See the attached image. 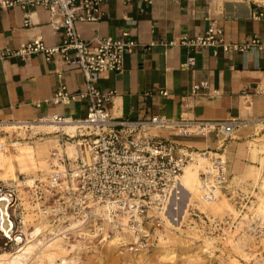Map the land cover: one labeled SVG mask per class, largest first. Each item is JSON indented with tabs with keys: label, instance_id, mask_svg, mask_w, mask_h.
I'll return each instance as SVG.
<instances>
[{
	"label": "built area",
	"instance_id": "obj_1",
	"mask_svg": "<svg viewBox=\"0 0 264 264\" xmlns=\"http://www.w3.org/2000/svg\"><path fill=\"white\" fill-rule=\"evenodd\" d=\"M29 1L43 4L49 9L52 24L57 29H63L62 38L59 43L50 46L38 37L23 44L16 53L28 56L43 52L48 61L60 54L66 63L80 69L85 77L84 87L70 93L65 85H61L51 102H68L75 97L88 99V114L85 118L58 114L29 121L0 119V135H4L9 142L51 134L36 132L30 135L32 123L44 121L75 125L73 134L64 129L53 133L58 136L61 147L66 148V144L72 142L78 152L75 158L67 152L64 155L54 152L52 158L57 162L53 163L54 171L46 177L33 178L32 183L22 173L16 179H0V253L21 246L26 238L22 227L23 214L27 210L36 214V219L47 222V234L50 236H69L73 230L72 220L80 219L89 222L99 235L103 232L102 223L128 229L135 234V244H143V237H147L142 233L144 226L161 224L165 220L168 222L166 215L175 220L171 214V201L182 196L180 177L185 166L193 159L190 146L161 135V132L167 131L180 137H206L211 134L220 137V150L199 151L207 159L199 173V193L208 201L218 200L225 195L235 204L244 219L231 225L232 235L245 234L250 239L264 236V220L248 211L256 187L246 185L243 180L234 181V174L230 173L224 154L225 142L245 124L244 120L239 117L170 118L163 114L143 118L114 116L109 108L114 90H102L95 81L101 73L122 70L126 54L132 53L139 41L128 38V31H122L116 38L99 34L91 39L81 36L77 23L99 19L100 7L108 0ZM15 2L0 0V5L8 7ZM21 3L25 4V1ZM253 17H264V11L253 13ZM180 43L191 49L210 47L215 51L223 47L226 53H230L257 45L260 40L254 37L244 44L227 41L223 27L211 24L197 36H183ZM209 89L210 80L206 78L196 82L191 93L207 95ZM255 93L264 96V78L261 84L256 85ZM162 94L169 93L164 91ZM7 126L16 127V130L11 133ZM18 131L22 135H18ZM0 147L3 148L4 144ZM190 215L198 217L200 214L191 211ZM201 216L203 218L199 222L204 231L216 233L211 218L205 214ZM122 217L126 219L125 225L121 223ZM185 220L179 225L168 223L172 230L181 231L186 227ZM198 231L201 232V228ZM226 236L222 232V238L226 239Z\"/></svg>",
	"mask_w": 264,
	"mask_h": 264
},
{
	"label": "crops",
	"instance_id": "obj_2",
	"mask_svg": "<svg viewBox=\"0 0 264 264\" xmlns=\"http://www.w3.org/2000/svg\"><path fill=\"white\" fill-rule=\"evenodd\" d=\"M11 1H16L13 6L0 5V119L29 121L58 114L85 118L88 99L51 102L61 85L70 93L84 87L80 69L66 63L60 54L48 61L43 52L16 53L38 37L50 46L59 43L63 29L52 24L45 5ZM256 1L108 0L100 7L99 19L78 22L84 39L96 34L116 38L128 31V38L139 41L135 50L126 54L122 70L96 78L100 89L114 90L109 104L113 115L239 117L245 124L224 144L228 168L235 174L254 164L249 142L256 139L258 125L264 122V96L255 93L264 78V17H253V13L264 11V4ZM211 24L223 27L227 41L244 44L258 37L260 43L230 53L223 47L215 51L210 47L191 49L180 43L183 36H197ZM206 78L210 80L209 94L193 95V85ZM164 91L169 94H162ZM161 135L193 151L221 149L220 137L215 134L180 137L167 131ZM54 137L38 138L42 151L50 152Z\"/></svg>",
	"mask_w": 264,
	"mask_h": 264
},
{
	"label": "rangeland",
	"instance_id": "obj_3",
	"mask_svg": "<svg viewBox=\"0 0 264 264\" xmlns=\"http://www.w3.org/2000/svg\"><path fill=\"white\" fill-rule=\"evenodd\" d=\"M261 128H264V122L258 125V134L254 137L256 138L255 140H258V143H264V130H261ZM7 130L13 133L16 128ZM38 131L44 130L37 128L33 130L34 133ZM155 131L158 132L157 130ZM18 135H22V133H19ZM30 135H33V133L31 132ZM40 136H56V134H39L32 139H22L20 141H15L23 143L28 142L34 145L36 148V158L41 162L47 163V166L45 167L40 162L37 165H33L31 162H28L30 163L31 169H29L28 173H23L27 176L28 179L29 177L35 178L48 176L47 174H50L54 171L55 167L53 166V163L57 164L55 159L52 158V154L54 152H57L58 154L65 153L63 152V150H65L64 147L62 148L59 145L58 138L49 153L42 151L41 146L36 145L38 137ZM7 142L9 144V153H15L14 143L9 142L8 140ZM68 144L69 143L66 144V148ZM59 149L62 151V153L59 152ZM77 154L78 152H76V156ZM259 156L264 157V152L263 154L262 152H259ZM0 157L2 158L1 152ZM253 161L256 165L257 161ZM192 163H196L197 173L199 177L202 165L200 164V162L194 161ZM60 168H63V166H60ZM18 169H20V167H18ZM19 174L21 173L17 172V177ZM234 176V181L238 179L243 180L246 182V185L256 187L254 196L251 199V206L248 208L250 214L256 215V209L259 207L261 197L264 198V192H262L260 187L261 180L262 178H264V159L263 165L261 164V168L257 169V175L250 174V165H248L243 172L235 173ZM31 180L33 181V179ZM197 180H200V177ZM32 181L29 182L32 183ZM181 192L183 193V196L179 197L178 200L174 199V201H177L179 205L184 208L183 212L178 211L176 205L171 202V214L174 215L179 222L183 221L186 218V227L181 229V231L172 230L167 220H165V222L161 224H147L146 226H144L145 231L142 232L143 234L145 233L147 237H143V244L139 245L135 244V234H132V232L128 229H120L116 228V226L104 223L105 229L107 231L106 234L111 233L109 234V236L117 235L115 243L109 244V241L105 240L108 235H105V238L102 237V235L97 234L96 231L91 228V224H89L91 235L85 237V235H80L75 230H72L69 234L68 240L75 244H77V241H79L80 246L76 247L68 254V264H191V262L192 264H223L220 263V260L226 258L237 259L240 264H264V236L258 239H250L245 234H239L235 236L230 233L231 225L235 221L240 220L243 217L240 216L237 207L230 199H228V197L222 195L218 200L208 201L201 197L199 191L186 190V188H184ZM191 211L197 212L200 215L198 217L191 216ZM245 213L248 214V212L246 211ZM204 214L211 218V221L214 223V229H216V233H207L204 231L205 229L203 228V226L200 225L201 223L199 222V220H202L203 217L201 215L204 216ZM37 217L38 216L31 212V210H27L23 214V220L26 221V225L22 228H28L29 230H32L36 223L43 222H45V225H47L46 221L36 219ZM166 217L169 216L166 215ZM121 223H123L124 225L126 224V219L124 217L123 219H121ZM199 228H201V232L198 231ZM47 229L48 225L46 226V229L44 231L45 236L51 238L46 232ZM222 232L227 234L226 239L222 238ZM174 235H176L177 238L174 237ZM122 237L126 239V242L122 241ZM42 238H44V236ZM162 238L170 239L171 241L174 239H179L180 241L176 243H170V248L173 249V253L165 258L163 256V250L160 248ZM239 238L245 240L243 249L244 252L247 253V258L243 256L242 253L237 252L233 248L232 244H234ZM107 244H109V249L105 247ZM187 245H190L191 248L195 246H200V248L205 246L210 250V252L203 253L202 250H200L201 256L199 262L198 260L190 261L191 259L189 257L192 253L186 252L185 247ZM8 250L12 251L15 249ZM71 258L72 260H70ZM59 262H61V260L58 258L54 264H58Z\"/></svg>",
	"mask_w": 264,
	"mask_h": 264
},
{
	"label": "bare ground",
	"instance_id": "obj_4",
	"mask_svg": "<svg viewBox=\"0 0 264 264\" xmlns=\"http://www.w3.org/2000/svg\"><path fill=\"white\" fill-rule=\"evenodd\" d=\"M258 1L264 3V0H258ZM32 124H33L32 133H34L33 130L35 128L43 129L45 132L38 131V132H43V133H53L54 131L58 129H64L66 132H69L71 134L75 133L76 131V126L71 125V124L59 125L54 122H44V121H40V122L32 123ZM11 128H16V127H11V126L6 127V129H11ZM41 137L42 136L38 138H41ZM57 138H58L57 136L54 137L55 141H57ZM249 143H250V148H251L252 159L257 161L256 165L255 164L250 165V174L257 175V169L261 168V164L263 165L264 157L259 156V152H262L263 154L264 143H258V140H252ZM2 144H4L3 148L0 147V152L2 155V158L0 157V173H1L0 179L2 180L15 179L17 177V172L22 173V174L28 173L29 169H31L30 163L28 162H31L33 165H37L40 162L42 163L43 166L45 167L47 166L46 162H41L36 158V148L34 145L28 142H25V143L15 142L14 143L15 153L13 154L9 153V150H8L9 144L6 140V137L0 135V145ZM36 145H39L41 147L43 146V144L40 143L39 141H37ZM64 149L65 150H63V152H67L70 157L75 158L77 148L74 143L70 142L67 148H64ZM59 152L62 153L60 149H59ZM59 155H64V153L59 154ZM194 161L200 162L203 168L207 159L205 158L204 155H202L198 151H193V159L185 166L184 171L180 177L182 190L186 188V190L199 191L200 180H197L199 179V177L197 173L196 163H192ZM18 167H20V169H18ZM31 179L33 178L29 177V181H32ZM260 187H261L262 192H264V178H262L261 180ZM181 194L183 193L181 192ZM171 202L176 205L178 211L183 212L184 208L180 206L177 201L172 200ZM256 210H257L256 215L264 220V198L263 197H261L259 207ZM166 218L168 219V222L173 225L174 223H176V225H179L181 223L178 221V219H176V217H175V220L174 218L170 219V216ZM174 221H177V222H174ZM71 224H72V229L78 232L80 235H85V237L88 235H91L89 222H83L80 219H73ZM25 225H26V221L24 220L23 227H25ZM46 226L47 225H45V222H43V223H36L34 227L32 228V230H29L28 228H22V232L26 235V238L22 240L21 246L16 248L15 250H12V251L5 250L1 252L0 253V264H54L58 258L61 260V262H59L58 264H68L69 263L68 254L73 249L80 246L79 241H77L78 242L77 244L72 243L70 240H68V236H64L62 234H55L52 236L48 235L51 237V238H48L47 236H45V232H44L46 229ZM100 226L103 229V232L101 234L102 237L105 238V235H108L107 238H105V240H108L109 244L115 243V240L117 239V235L109 236V234L111 233L106 234L107 231L105 229L104 223H102ZM43 236L44 238H42ZM174 237H176V235H174ZM122 241L126 242V239L122 237ZM178 241L179 239H174L171 241L170 239L162 238L160 248L163 250L164 258L168 257L170 254L173 253V249L170 248V243H176ZM244 241L245 240L239 238L235 243L233 242L234 244L232 245H233V248L237 252L242 253V255L247 258L248 257L247 253H245L243 249ZM109 244L105 246L107 249L110 248ZM179 244H182V243H179ZM185 248H186L185 250L187 253H192L191 256L189 257L191 259L190 261L198 260L199 262L200 256H201L200 250H202L203 253L210 252V250L207 249L205 246L201 248L200 246H195L191 248L190 245H187ZM70 260H72V258ZM220 263L240 264V262L237 261V259H233V258L221 259Z\"/></svg>",
	"mask_w": 264,
	"mask_h": 264
}]
</instances>
